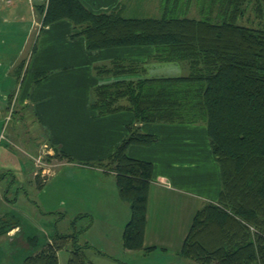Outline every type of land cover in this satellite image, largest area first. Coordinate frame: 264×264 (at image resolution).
Here are the masks:
<instances>
[{
    "label": "trees",
    "instance_id": "trees-1",
    "mask_svg": "<svg viewBox=\"0 0 264 264\" xmlns=\"http://www.w3.org/2000/svg\"><path fill=\"white\" fill-rule=\"evenodd\" d=\"M250 2L264 18V0H163L160 18H126L120 8L95 14L80 0H48L37 9L43 26L70 21L90 51L152 46L155 54L148 63L187 67L184 76L97 86L91 108L101 117L129 110L136 124L206 125L222 190L218 201L204 205L192 220L181 249L188 264H264V27L240 23ZM194 4L199 17L188 16ZM146 64L114 60L98 65L96 73L144 74ZM128 132L100 164L115 172L120 195L131 207L124 247L151 252L144 235L154 166L131 158L128 149L152 146L159 138L136 125ZM38 181L43 185L46 179ZM17 228L22 229L18 215L0 218V238ZM79 236L57 233L41 250L40 238L30 236L25 244L37 251L21 264H59L58 252L70 243L68 264H84V250L91 247L80 246Z\"/></svg>",
    "mask_w": 264,
    "mask_h": 264
},
{
    "label": "crops",
    "instance_id": "crops-1",
    "mask_svg": "<svg viewBox=\"0 0 264 264\" xmlns=\"http://www.w3.org/2000/svg\"><path fill=\"white\" fill-rule=\"evenodd\" d=\"M80 1L95 14L116 8L126 18H160L163 14L154 16L160 15L163 0L157 1V13H152L156 4L150 0ZM47 3L48 0H0V129L19 111L34 131L32 140L26 141L32 152L24 150L20 156L4 148L0 158V218L11 213L21 216L20 209L10 202H19V194L28 184L44 188L39 194L46 197L47 204L51 202L48 212L64 211V218L70 217L71 224L87 221L80 227L78 239L80 246L91 247L84 253L96 250L99 256L116 258L118 254L111 250L115 246L119 253L145 258L176 253L182 259L179 264H188L181 249L192 220L204 205L218 201L222 190L220 167L212 153L206 125L136 124L129 110L101 117L91 108L92 92L97 86L117 80L184 76V67L180 63H148L155 54L152 46L90 51L85 37L70 21L43 26L44 16L37 9ZM132 6H143L151 13L128 16L134 12ZM114 60L147 63L146 73L97 75L98 65ZM129 125L159 138L152 146L128 149L131 158L154 166L144 235L145 247H154L151 252L124 247L123 234L131 207L120 195L115 172L106 167V162L100 164L128 137ZM3 136L0 135L1 144ZM21 136L22 140L24 133ZM39 144L59 151L63 157L56 167L61 168L60 172L41 169L46 176L43 185L38 181L43 176L39 177L30 159ZM57 177L75 179L76 183L72 190L57 187ZM8 178L9 185L4 183ZM22 233L23 229L17 228L0 240L16 243ZM25 235L27 241L30 236ZM23 239L20 243L25 242ZM21 248L30 249L26 244ZM65 248L70 249V256L63 261ZM65 248L58 252L59 264H68L72 257L71 243Z\"/></svg>",
    "mask_w": 264,
    "mask_h": 264
},
{
    "label": "rangeland",
    "instance_id": "rangeland-1",
    "mask_svg": "<svg viewBox=\"0 0 264 264\" xmlns=\"http://www.w3.org/2000/svg\"><path fill=\"white\" fill-rule=\"evenodd\" d=\"M154 1L155 8L152 10V13H157L158 8V0H150V2ZM133 10L134 12L128 14V16H136V17H142L144 16V13H151L147 11V8H144L143 6H140L139 8H135L134 6ZM147 9V10H146ZM160 15H154L155 17H160L162 13V4L159 9ZM200 13L198 9L196 8V5L194 4L190 13L188 16L193 17H199ZM148 16V15H146ZM240 23L254 28H263L264 27V18L257 12V4L254 2H250L248 4L246 15L243 19L240 20ZM182 67H184V72L187 74L188 69L185 66V64H180ZM10 116H13L12 113ZM33 129L31 126L26 125V122H24L21 113L19 111H16L13 116V121L7 123L2 130L0 129V135L3 134L5 136L2 142L0 143V158L4 153V148H6L8 151L16 154V155H23L24 150H29V147L27 146V142L32 140L33 135ZM39 132V130H38ZM24 133V139L21 140V135ZM8 138V139H6ZM27 141V142H26ZM40 144L38 145V150L33 154V156H30V159L34 161V164L36 165L38 169L39 177L43 176L42 179H44L46 176L41 173V169L43 165L45 166L46 170H57L56 167L59 166V164L63 161L62 155L58 154V152H55L54 150H50V148H41ZM30 151V150H29ZM32 152V151H30ZM32 154V153H31ZM41 157V163H37V159ZM43 170V169H42ZM61 171V168L57 170V173ZM47 173L46 175H48ZM55 184L57 187H60L63 185L66 189H71L76 183L75 179H65V177L62 178H55ZM22 180V179H21ZM4 183L10 184L11 178H8ZM20 187H18V190ZM44 189V188H43ZM42 188H35L31 187L28 184H25L23 187V190L19 194L20 201L14 202L10 204H14L13 206L20 209L21 214V222H22V229L23 233L18 236V240L16 243H10L4 240H0V264H21L23 260L30 256L31 254H35L37 250L42 249V245L46 243L49 240V235L51 237H54L57 233L61 234H72L75 232H79L80 227L86 224V220L79 221V223L76 225L75 228H73L71 224V219L64 218L63 212L64 211H56L55 213L48 212L47 206H51L50 203H46V197L43 194H39ZM17 190V187H16ZM15 194V193H14ZM12 197H14L12 195ZM1 205V202H0ZM57 206V205H54ZM46 211V212H44ZM17 214V213H16ZM70 216V213H69ZM25 234H28L29 236H37L40 238V248L37 250L27 249L23 250L21 246H25L26 236ZM21 238H24V243H20ZM71 248V246H70ZM114 252H116L118 257L109 258L104 256H99V254H96V250L85 252V258L86 261L84 264H121L118 263L117 260L128 263V264H179L180 261H182L181 258H178L176 253H170L168 256L160 257V256H151L145 258V256L140 257L137 256L138 254H122L119 253L115 246H112V249ZM60 252V251H59ZM70 249L65 248L62 250L61 258L64 261L65 258H69ZM140 253V252H136ZM142 255V254H141Z\"/></svg>",
    "mask_w": 264,
    "mask_h": 264
},
{
    "label": "built area",
    "instance_id": "built-area-1",
    "mask_svg": "<svg viewBox=\"0 0 264 264\" xmlns=\"http://www.w3.org/2000/svg\"><path fill=\"white\" fill-rule=\"evenodd\" d=\"M41 160H42V159H41V157H40V158H38V159H37V163H38V164H39V163H41ZM41 164H42V163H41ZM42 169H43L44 171H46V168H45V166H44V165H43Z\"/></svg>",
    "mask_w": 264,
    "mask_h": 264
}]
</instances>
